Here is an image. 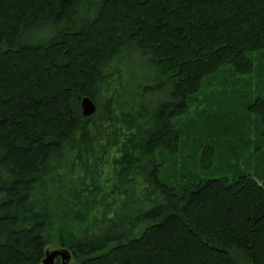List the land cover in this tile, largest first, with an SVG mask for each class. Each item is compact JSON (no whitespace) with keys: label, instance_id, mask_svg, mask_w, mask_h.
I'll return each instance as SVG.
<instances>
[{"label":"trees","instance_id":"1","mask_svg":"<svg viewBox=\"0 0 264 264\" xmlns=\"http://www.w3.org/2000/svg\"><path fill=\"white\" fill-rule=\"evenodd\" d=\"M223 72L260 74L214 119L260 155L264 0H0V264H264V172L180 124Z\"/></svg>","mask_w":264,"mask_h":264},{"label":"rangeland","instance_id":"2","mask_svg":"<svg viewBox=\"0 0 264 264\" xmlns=\"http://www.w3.org/2000/svg\"><path fill=\"white\" fill-rule=\"evenodd\" d=\"M44 34L42 33L38 39L43 38ZM249 77V78H246ZM248 82L249 86L248 89L251 88L253 91L256 89L258 90L259 83L262 80L260 78L259 73H253L250 76H228L227 72L220 73L218 75L212 76L211 78H208L205 80V84L202 87V90L196 95V100L192 102L188 110L182 115V118L180 119V124L189 122L195 123L196 128L194 129V135L196 138H199L201 141H207V142H218L217 147V161L216 165H218L219 168H221L223 165V168H228L231 165V162L243 164L246 159H250L249 156L253 159H250L252 161V166L255 167L258 171L264 172V151L260 155H255L254 151L251 149V147L248 148V150H245V154L239 155L236 157H232L230 155V151L225 145L223 144V141L226 140V134L224 133V127L227 125L224 122H214L217 117L215 116L216 112H230L231 110H235L234 108L240 107L242 104L241 100H237V95L239 92H241L242 97L245 96L246 89H244V86L242 85L244 81ZM263 83H261L260 86H262ZM259 91V90H258ZM237 92L236 94L233 93ZM249 92V91H248ZM233 98V99H232ZM246 98V96L244 97ZM241 109V108H240ZM236 111V110H235ZM220 115V114H218ZM208 119V120H207ZM227 121L230 123L229 119L226 118ZM208 122H207V121ZM220 121V120H219ZM207 122V124H206ZM225 124V125H224ZM194 126V127H195ZM185 127V126H184ZM248 129V128H247ZM247 129L244 130V133L248 134ZM242 131V129H241ZM240 134V133H239ZM251 134V133H250ZM237 137V140H240L239 135H235ZM253 139V137L251 138ZM197 139H194L193 141H190L187 143V148L185 152H182V155L190 156L189 163L186 167H192V158H193V151L194 146L193 143L196 142ZM236 153H241V147H235ZM241 149V150H240ZM252 154V155H251ZM232 158V159H231ZM170 160H175L171 159ZM249 160V162H250ZM174 163H171L168 166L169 170H172L173 168L179 167V166H185V164H182V158H179V164L176 165V161H173ZM182 162V163H181ZM222 168V169H223ZM227 170V169H226ZM220 171V170H219ZM221 172V171H220ZM53 249H63L58 246H48L46 248L47 251H51ZM58 260L61 261L60 257L58 256ZM72 261L71 254H69V262Z\"/></svg>","mask_w":264,"mask_h":264},{"label":"water","instance_id":"3","mask_svg":"<svg viewBox=\"0 0 264 264\" xmlns=\"http://www.w3.org/2000/svg\"><path fill=\"white\" fill-rule=\"evenodd\" d=\"M80 108L83 116H89L96 110L94 102L89 96H82L80 98ZM258 184L262 185L263 182L257 181ZM70 252L67 249H53L51 251H45L44 257L42 258V264H52L54 260L59 256L62 264H66L69 261Z\"/></svg>","mask_w":264,"mask_h":264},{"label":"flooded vegetation","instance_id":"4","mask_svg":"<svg viewBox=\"0 0 264 264\" xmlns=\"http://www.w3.org/2000/svg\"><path fill=\"white\" fill-rule=\"evenodd\" d=\"M57 259V258H56Z\"/></svg>","mask_w":264,"mask_h":264}]
</instances>
